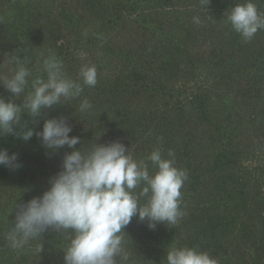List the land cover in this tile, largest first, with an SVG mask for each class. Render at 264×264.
Here are the masks:
<instances>
[{"label":"trees","instance_id":"trees-1","mask_svg":"<svg viewBox=\"0 0 264 264\" xmlns=\"http://www.w3.org/2000/svg\"><path fill=\"white\" fill-rule=\"evenodd\" d=\"M82 1L91 14L55 9L46 29L54 34L50 25H62L72 39L48 45L47 56L34 58L33 43L43 35L36 36L32 30L29 0H0V32L9 41L11 68L18 67V62L24 64L31 70V81L45 76L43 60L55 55L64 74L76 79L81 65L88 61L85 57L98 48L127 69L126 80L116 93L104 83L84 86L80 97L45 108L36 118L22 113L19 125H13L16 132L23 125L41 131L46 119L63 117L72 128L70 136L80 138L75 147L81 151L95 143L119 141L140 160L159 148L164 158L174 159V166L186 172L180 189L182 215L175 224L157 223L150 229L147 220L133 216L123 229L130 264H166V251L171 247L204 252L203 244L224 262L231 261V256L221 250L235 247L237 264H264V196L248 197L239 170L247 155L244 148H248L249 135L264 129V29L244 40L227 21L231 8L244 0ZM183 1L187 4L181 6ZM252 2L264 14V0ZM186 14H195L199 23ZM91 18L101 22L93 32L86 26ZM219 24L214 42L211 29ZM107 25L143 41L138 48L131 38V42L116 38L101 44L98 40ZM195 42L203 45L206 56L197 59L187 50V44ZM199 71L212 79L206 85L198 80L200 86L190 92V79ZM221 84L226 88L220 89ZM236 86L239 89L233 92ZM29 90L30 85L26 92ZM0 97L18 106L24 103L23 97H15L2 84ZM84 99L91 107L82 112L79 106ZM232 101L247 107L233 108ZM188 108L193 112L189 117ZM1 148L10 155L16 153L21 167L11 170L0 165V264H64L67 234L49 228L20 249L10 247L7 235L15 224L18 206L49 188L50 179L61 170L64 155L71 149H47L36 135L24 141L18 135L0 133ZM140 203H145L144 198ZM244 211H249L247 218L252 222L237 215ZM235 240L240 244L228 246ZM242 241L253 242L251 256L244 252Z\"/></svg>","mask_w":264,"mask_h":264},{"label":"clouds","instance_id":"clouds-1","mask_svg":"<svg viewBox=\"0 0 264 264\" xmlns=\"http://www.w3.org/2000/svg\"><path fill=\"white\" fill-rule=\"evenodd\" d=\"M227 21L244 40L264 29V14L252 0L236 3ZM194 22L199 23V19L194 18ZM42 70L45 76L30 81L31 70L18 62L10 76L0 77L9 92L24 100L18 106L0 97V133L18 135L24 141L36 135L47 149L67 146L71 151L64 155L61 170L50 179L49 188L18 206L15 224L7 235L10 247L23 248L51 228L68 235L64 264H130L123 229L133 216L147 220L150 229L157 223L175 224L182 215L180 189L187 174L174 166V159L164 158L159 148L140 160L119 141L95 143L81 151V147H75L81 143L80 138L70 136L72 128L63 117L46 119L41 131L23 125L17 133L13 125H19L22 113L36 118L45 108L80 97L84 86L97 84L95 66L82 64L78 77L72 79L64 74L62 62L55 55L43 60ZM90 107L84 99L79 110ZM173 155L169 151L168 156ZM0 165L11 170L21 167L17 154L10 155L7 149H0ZM140 198L145 203L141 204ZM165 260L166 264H217L207 252L188 247H171Z\"/></svg>","mask_w":264,"mask_h":264},{"label":"rangeland","instance_id":"rangeland-1","mask_svg":"<svg viewBox=\"0 0 264 264\" xmlns=\"http://www.w3.org/2000/svg\"><path fill=\"white\" fill-rule=\"evenodd\" d=\"M29 2H30V6H29L30 9L29 7L27 8L31 14L32 30L37 32L36 36H40V34L43 35L41 39L33 43L32 53L34 58L47 56L46 52H48V48H47L48 45H53V43L60 44L65 40L72 39V37L69 34V31L65 30V28L59 24L50 25V27L56 30L54 34H49L46 32L49 21L53 19V16H55L54 15L55 9L62 10L66 8H71L74 12L87 13V14L92 13L91 8H89L82 0H29ZM186 4H187L186 1L180 3L181 6ZM196 15L198 14L196 13ZM196 15L190 14L187 15V17H189L190 20L193 21L194 18H196ZM103 19L107 20L105 18ZM100 24L101 22L99 19L97 22L95 21V19L91 18V21H89L86 24V26L88 30L93 32L100 27ZM220 27L221 24H219L217 28H215L214 26V28L211 29L213 30L212 33L213 36L211 38H213L214 42H216L217 40L218 37L217 35L220 31L219 30ZM116 38L117 39L126 38L127 42H131V40H128V38L135 39L133 43V46L135 48H138L140 43L143 41V40H138L132 34L129 37V34L127 33L126 30L114 29L112 26H109L107 27L105 33L99 38L98 42L103 44L109 41H114ZM101 46L102 45H100L99 48H101ZM200 46L202 47L203 45L198 42H195L189 45L187 44L186 48L187 50H191L192 52H194L195 53L194 55L197 56L198 59L199 56H206L205 55L206 51L202 50ZM146 47L147 49H149L147 45ZM8 50H9V41L7 37H5L4 34L0 32V77H5V75L2 74L3 72L11 74L13 70L10 66L11 59L9 58V56L11 54ZM85 59H88V61L84 62V64L86 63L91 66H95L96 68L97 84L104 83L105 87L108 86L109 90L113 89L116 93L117 87L123 85V81L126 80V77L128 75V71H126L127 69H125L124 66L120 64L119 61L117 60L113 61L112 58H110L109 55H107V53L103 52L101 49L98 48L93 49L91 55L89 56L87 55ZM204 72L205 71H203V73ZM203 73L199 71L196 77H192L190 79L189 83H191V85L190 87L188 86L190 88V92H192V88L194 86H195L194 88L195 90L200 86V84H198V80L205 81L204 85H206L212 79V78L209 79V76L204 77ZM220 86H221L220 89H222V87L226 88L224 84H221ZM236 89L239 88L236 86V88L232 89V91L234 92ZM214 93L218 94V91L216 90ZM234 94L235 93L232 94V97ZM215 103L219 104L220 102L216 99ZM231 106L233 108L244 107V110L247 107L245 104L238 103V101L237 103L232 101ZM185 113L186 116L189 117L190 114H193L192 108H188L185 111ZM252 129L254 130V128ZM246 143L248 144V148H244V152H246L247 155L244 157V161L242 162V165L239 166V170H241L240 171L241 179L246 184V191L249 193L248 197L255 198L256 195L264 196V129L262 128L261 130H259V132L254 134V136L250 134ZM1 149H5V148H1ZM257 199L261 201V197H257ZM247 214H249V211H244V213L242 214L239 213L237 215L238 216L241 215V220L245 222L248 221L247 223H250L252 221L251 219L247 218ZM232 216L236 217L235 215ZM241 243L244 252L250 254L251 256L252 253L251 248H253L252 245L253 242L242 241ZM238 244L240 243L235 240L233 242H230L228 246H236ZM203 250L204 252H207L211 258L215 259L217 261V264H237L234 259L235 247H228V248L226 247L221 250L223 251V253L227 251L230 254L231 261L228 262H224L223 260H221L219 258V255L213 254L212 249L207 247L205 244H203Z\"/></svg>","mask_w":264,"mask_h":264}]
</instances>
